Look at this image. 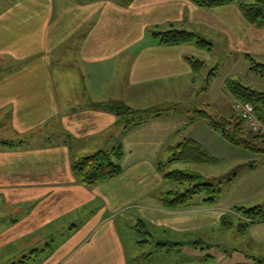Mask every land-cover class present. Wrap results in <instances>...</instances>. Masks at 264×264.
<instances>
[{"label": "crops", "instance_id": "1", "mask_svg": "<svg viewBox=\"0 0 264 264\" xmlns=\"http://www.w3.org/2000/svg\"><path fill=\"white\" fill-rule=\"evenodd\" d=\"M196 14L227 36L230 18L245 21L236 5L190 0H0L1 256L30 248V264H147L138 225L178 231L189 221L165 216L159 165L187 139L218 160L211 148L226 140L190 105L202 88L188 58L206 49L152 33L193 26ZM113 104L187 107L125 130ZM117 146L118 177L84 185L73 174L75 155Z\"/></svg>", "mask_w": 264, "mask_h": 264}, {"label": "rangeland", "instance_id": "2", "mask_svg": "<svg viewBox=\"0 0 264 264\" xmlns=\"http://www.w3.org/2000/svg\"><path fill=\"white\" fill-rule=\"evenodd\" d=\"M254 2L256 0H247V3ZM231 5L239 8L237 4ZM196 17L193 26L183 24L185 26L180 27L188 26L183 30L197 33L209 41L212 50L199 52L201 57L199 61L204 65L197 72L199 74L197 86L202 89L193 96L190 105L198 107L196 108L198 110L207 111L215 118L225 117L231 122L232 128L241 124L240 135H244L245 138L247 134L254 135L234 112V104L241 100L235 98L229 91L231 97L228 96V102L224 101L223 96L225 81L228 79H236L254 90L264 91V78L251 71V62L247 57L251 56L264 64V23L253 25L243 16L245 21L241 29L240 20L233 16L228 20V25L233 31V37L230 39L231 31H228L227 36L217 29L202 25L199 14H196ZM211 73H215V76L210 81L208 89L204 90L206 79ZM186 107L183 106V109ZM256 144L255 146L264 152V144L261 142ZM225 146L226 150L222 151H219V147L211 148V153L214 154L212 156L218 159L214 164L176 162L166 166L167 172L176 169L200 172L208 182L220 190V193L215 204L204 203L207 195L201 194L195 196L187 206L175 209L163 206L164 214L169 218L171 215L188 219L190 217L189 221L180 219L178 231L158 227L157 223H148V229L142 223L138 225L145 234L148 231L147 235L142 234L141 242L147 264H264V222L251 224L236 210L240 207L257 206L264 209V153H254L227 141ZM214 150L216 151L213 152ZM208 155L211 156L209 153ZM178 187L180 186L177 183L171 182L167 184L165 190ZM132 210L136 213L140 211L137 208ZM151 213L156 211L148 209L147 212H141L148 216ZM248 224L250 225L247 228L242 229V226ZM29 249L26 248L21 254L0 255V264H19L24 259L27 263V258L30 260L31 255Z\"/></svg>", "mask_w": 264, "mask_h": 264}, {"label": "trees", "instance_id": "3", "mask_svg": "<svg viewBox=\"0 0 264 264\" xmlns=\"http://www.w3.org/2000/svg\"><path fill=\"white\" fill-rule=\"evenodd\" d=\"M78 1L85 3L87 0ZM120 1L124 5H129L133 2V0ZM190 1L196 6L202 8H215L237 4L244 18L249 23L253 25L264 23V0H256L254 3H247V0ZM152 36L154 39H157L160 44L166 46L193 43L200 48L212 50V44L209 41L205 40L197 33L183 29L171 28L164 32L154 31ZM247 57L251 62V71L264 78V64L256 61L251 56ZM188 61L195 73L203 68L204 64L199 60L188 58ZM213 76H215V73H211L206 79L207 83L204 90L208 89V85ZM225 85L227 90L235 98L253 105L257 118L264 124V91L254 90L236 79L226 80ZM110 109L118 116L119 124L122 125L125 130H128L129 128L138 126L151 118L160 117L170 112H178L183 109V107L171 105L165 108L138 110L130 108L125 104H113ZM192 112L200 119L208 122L213 130L221 133L228 143L242 147L254 153H264L258 146H255L257 145V142L264 144V139H262L264 137L252 132L254 135L247 134L245 135V138L244 135H240L241 124H237L232 128L230 127L231 122L225 118H215L205 110L194 109ZM241 122L243 121L241 120ZM167 151L169 153V159L166 163H161L159 165V171L163 174L165 181L177 183L180 187L165 191L160 198L162 205L168 209L180 208L189 205L195 196L201 194L207 195L204 203L215 204L218 201L220 190L212 183L208 182L203 174L190 169H176L167 172L165 168L167 165L176 162L214 164L217 160L209 157L202 146L192 139H187L175 147L169 146ZM122 155L123 151L121 146H117L110 151L101 150L91 155H75L73 157L72 172L84 185H94L109 181L121 175L122 167L120 161ZM236 210L248 219L251 224L264 222V209L260 206L253 208L240 207ZM249 225L250 224L242 226V229L243 227L247 228ZM140 232L145 235L142 230ZM19 264H28V258L27 263L26 259H24Z\"/></svg>", "mask_w": 264, "mask_h": 264}, {"label": "built area", "instance_id": "4", "mask_svg": "<svg viewBox=\"0 0 264 264\" xmlns=\"http://www.w3.org/2000/svg\"><path fill=\"white\" fill-rule=\"evenodd\" d=\"M233 109L251 132L264 137V124L257 118L253 105L248 102L236 101Z\"/></svg>", "mask_w": 264, "mask_h": 264}]
</instances>
